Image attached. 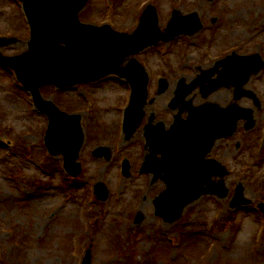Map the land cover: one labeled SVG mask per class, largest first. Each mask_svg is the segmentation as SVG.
Listing matches in <instances>:
<instances>
[{
	"label": "rangeland",
	"instance_id": "374dc122",
	"mask_svg": "<svg viewBox=\"0 0 264 264\" xmlns=\"http://www.w3.org/2000/svg\"><path fill=\"white\" fill-rule=\"evenodd\" d=\"M148 3L157 8L162 30L176 9L178 16L197 12L204 29L138 55L151 72L150 98L156 101L146 107L133 138L126 140L120 130L131 101L121 78L42 89L62 110L81 114L83 172L76 182L68 179L64 157L50 155L45 146L48 117L35 108L14 72L0 65V264H83L89 249L91 264H264V216L258 209L264 201V70L247 84L261 107L248 98L240 101L256 109L255 127L245 132L242 126L230 142L220 141L221 149L230 143L233 151L226 159L232 171L225 178L228 198L203 196L185 208L181 220L169 224L155 214L154 199L166 188L164 181L139 173L146 154L144 126L152 116L172 124L175 112L168 105L181 78L190 82L200 68H211L234 51L264 58V0H91L81 17L132 32ZM25 19L18 0H0V35L17 38L0 48L4 54L28 50ZM160 75L169 78L170 87L157 96ZM190 98L196 105L208 100L225 106L233 91L221 88L205 99L197 90ZM102 146L111 151L109 161L94 157ZM124 158L132 163L130 178L121 172ZM98 182L110 192L105 202L94 195ZM240 182L252 204L233 210L230 201ZM138 212L142 220L137 224Z\"/></svg>",
	"mask_w": 264,
	"mask_h": 264
},
{
	"label": "water",
	"instance_id": "95a60500",
	"mask_svg": "<svg viewBox=\"0 0 264 264\" xmlns=\"http://www.w3.org/2000/svg\"><path fill=\"white\" fill-rule=\"evenodd\" d=\"M21 1L32 26L29 50L15 57H4L0 53V61L16 70L19 79L32 92L38 108L49 116L46 144L53 154L65 156L66 168L73 175H78L82 169L77 162L84 142L81 117L64 113L52 101L44 100L41 87L46 84L75 86L98 81L110 74L127 77L133 86V97L127 110L125 131L127 138H131L145 115L149 78L137 59H132L125 69L121 65L127 57L161 40L169 42L181 34L194 35L203 28L198 13L179 17L176 11L166 31L162 32L157 11L150 6L142 16L138 30L128 35L117 33L108 26L82 23L79 14L89 0ZM13 41L1 39L0 46ZM220 66L224 69L219 77L210 80ZM263 66L260 55L246 57L234 54L218 62L215 69L204 71L191 84L181 80L171 106L177 109L182 103V108L171 129H165L162 123L155 127L147 126L146 138L151 154L147 156L142 172H155L156 180L162 177L167 184V190L155 201L156 214L166 222L180 219L184 209L203 195H228L224 179L218 183L212 181V177L218 174L225 177L227 171L216 161H205L203 154L211 150L217 139L233 135L239 120L247 119L248 129L255 124L253 109H245L237 103L229 108H220L212 103L198 108L193 106V101L186 103V98L199 86L205 95L222 87L235 86L236 100L248 93L257 101L255 94L246 91L244 85ZM168 86V81L163 79L159 93L165 92ZM185 110L189 116L182 120ZM201 144L204 146L203 154L199 153ZM107 152L110 157L106 148H99L94 154L102 156ZM157 153L162 154L161 160L157 159ZM129 168V163H125L126 175H129ZM243 192L240 185L233 207L250 203ZM97 193L102 200L108 198L102 183L98 184ZM260 206L264 212V204ZM141 220L142 214H139L137 221ZM91 262L89 252L84 264Z\"/></svg>",
	"mask_w": 264,
	"mask_h": 264
},
{
	"label": "flooded vegetation",
	"instance_id": "af4514ba",
	"mask_svg": "<svg viewBox=\"0 0 264 264\" xmlns=\"http://www.w3.org/2000/svg\"><path fill=\"white\" fill-rule=\"evenodd\" d=\"M240 131V129H239ZM240 133V132H239ZM228 142H230V140H226ZM241 146V144L237 143L235 145V148H239ZM233 155V151H232V145L230 143H228V146H226V148L221 149V142L219 141L213 148L211 154L209 155V157L211 158H215L218 160H221L223 163H226V159L229 158L230 156ZM228 166V165H227ZM229 167V166H228Z\"/></svg>",
	"mask_w": 264,
	"mask_h": 264
}]
</instances>
